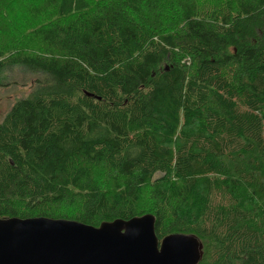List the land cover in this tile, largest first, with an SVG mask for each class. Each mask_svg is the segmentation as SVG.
<instances>
[{"label": "trees", "instance_id": "trees-1", "mask_svg": "<svg viewBox=\"0 0 264 264\" xmlns=\"http://www.w3.org/2000/svg\"><path fill=\"white\" fill-rule=\"evenodd\" d=\"M32 1L34 46H0L31 85L0 121V219L151 214L200 264H264V173L236 159L264 160V0Z\"/></svg>", "mask_w": 264, "mask_h": 264}, {"label": "water", "instance_id": "water-1", "mask_svg": "<svg viewBox=\"0 0 264 264\" xmlns=\"http://www.w3.org/2000/svg\"><path fill=\"white\" fill-rule=\"evenodd\" d=\"M203 253L194 235L159 240L151 214L99 227L44 217L0 219V264H200Z\"/></svg>", "mask_w": 264, "mask_h": 264}, {"label": "rangeland", "instance_id": "rangeland-1", "mask_svg": "<svg viewBox=\"0 0 264 264\" xmlns=\"http://www.w3.org/2000/svg\"><path fill=\"white\" fill-rule=\"evenodd\" d=\"M217 0H202L200 2L201 6H210L216 3ZM35 3L32 0H0V46L10 47L15 43L20 44L21 46H30L33 47V43L25 45L27 42H31L32 39L28 38L26 35L30 32L37 23L31 22V15H33L34 6H40L41 4ZM25 34V39L22 38V35ZM19 46V47H21ZM19 52L26 51L29 48H19ZM8 49V48H6ZM12 49V48H11ZM39 51V48H36ZM17 51V50H16ZM8 56V55H7ZM4 81H0V121L5 117L7 112L12 108V106L22 97L26 96L30 89L31 85L29 84L30 77H25L20 72H14L10 74H4ZM4 84L2 85V83ZM175 124V135L179 131L186 129L188 123L186 117L182 112H177L173 119ZM173 135V133H172ZM239 162L243 163L244 166H255L254 168L261 170L264 173V160L259 157L257 154L248 156L243 154L237 156L236 158ZM161 177V176H159ZM98 178L102 188L106 193L115 192L114 185L109 181V176L104 175L102 171H99ZM109 182V184H108ZM159 184L151 185L147 190L142 194V201L139 210L148 211L151 210V206L154 204L152 190L158 187ZM61 214L65 215H75L79 211L78 206H69L68 204L61 206L59 209ZM151 213V212H147ZM201 242V241H200ZM203 250H204V243Z\"/></svg>", "mask_w": 264, "mask_h": 264}]
</instances>
